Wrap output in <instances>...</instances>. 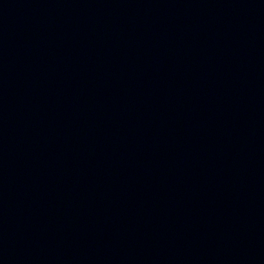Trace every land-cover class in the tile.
I'll list each match as a JSON object with an SVG mask.
<instances>
[{
	"label": "water",
	"instance_id": "95a60500",
	"mask_svg": "<svg viewBox=\"0 0 264 264\" xmlns=\"http://www.w3.org/2000/svg\"><path fill=\"white\" fill-rule=\"evenodd\" d=\"M0 264H264V0H0Z\"/></svg>",
	"mask_w": 264,
	"mask_h": 264
}]
</instances>
